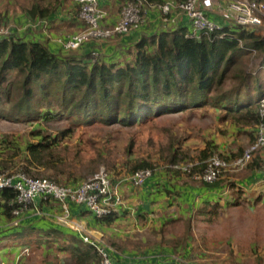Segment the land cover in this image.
<instances>
[{
  "label": "trees",
  "instance_id": "trees-1",
  "mask_svg": "<svg viewBox=\"0 0 264 264\" xmlns=\"http://www.w3.org/2000/svg\"><path fill=\"white\" fill-rule=\"evenodd\" d=\"M56 1H35L30 9L31 16H50ZM184 1L186 0H175L177 3ZM147 2L162 3L164 0ZM3 17L0 14V21L6 20L1 19ZM82 23L84 29L85 24ZM171 27L173 28L141 35L137 42L117 58H106L93 51L78 55L73 50H67L65 54L53 51L41 40L26 39L18 35L1 36L0 119L32 124L30 134L36 140L22 145L20 141L9 140L8 135H5V138L0 139V150L11 151L9 157L11 154L17 156L23 150L21 160H16L15 165L19 164L20 169L29 175L43 177L40 175L46 174L60 184L78 186L87 177L93 176L106 161L103 149L109 152L102 147L103 149L95 148L96 155L89 158L83 157L80 150L72 156L68 155L67 142L81 126H136L163 115L185 112L194 115L198 110H206L215 114L219 126L230 124L232 130L246 131L252 142L256 140L257 128L261 123L258 104L264 98V78L256 73L260 67L264 68V30L232 21L198 39L187 36L190 27L186 23ZM88 43L94 41L85 44ZM256 62L258 67H254ZM250 63H253L255 70L249 68ZM64 120L68 126L54 131L46 125L51 121ZM219 130L226 133L223 127ZM220 140L216 135L207 136L200 147L193 149V154L185 147L184 141L177 137L175 141L163 145L159 158L162 165L150 160V157H143L132 162L128 176L138 169L149 168L155 176L158 172L163 176L165 174V178L153 184L155 200L161 185L168 188L167 192H172V186L175 189L173 193L181 195L172 179L185 175L190 179L185 182H195L193 174L204 169L215 149H221ZM133 146L134 141L126 146L128 154H131ZM242 151L243 147L239 148V155ZM220 152L226 159L233 157L227 155L224 148ZM10 161H0V172L10 167ZM184 162L197 164L190 173L171 168V165ZM105 163L110 165L109 162ZM129 163L127 161V165ZM246 169L264 172L263 149L254 154ZM114 178V182L122 179L117 175ZM199 182L203 185L200 186V191L206 187L217 191L212 196L201 198L197 209L199 215L217 216L221 208L232 207L239 202V189L231 180H223L221 176L213 183ZM121 183L123 190L129 184L127 178ZM155 184H159L158 189ZM135 188L140 187L133 186ZM229 188L235 189L231 193L232 198L226 196L228 192L225 193ZM123 190L122 199L130 202V192L125 194ZM195 198L196 196L187 194L185 201L193 208ZM16 199L17 192L14 189L0 191L1 220L16 219L12 213V209L18 205ZM49 202L50 200H40L39 207L45 210ZM73 204L75 203L70 206ZM129 206L131 205L115 208L103 217L94 215L89 225L107 232L114 226L124 225L132 215L129 211L132 208ZM59 211L60 209L57 212ZM186 212L187 215H181V218L184 219L186 229L190 230L193 228L192 215H188V209H183V213ZM139 214V218L146 219L148 211L141 206ZM46 218L47 216H37L33 220H17L14 227L0 230V248L4 240L16 239L19 242L18 250L21 251L28 248L31 252L33 247L55 245L56 249L69 256V262L64 264H100L101 257L93 245L85 243L77 232L58 226L54 218V221ZM174 219H166L161 223L162 233ZM110 242L121 251L133 244L131 239L118 242L111 238ZM149 243L136 247L143 251L144 246ZM163 247H166L165 244L160 243L159 248ZM163 250L175 255L173 251L176 248ZM179 256L180 259L185 258L187 253Z\"/></svg>",
  "mask_w": 264,
  "mask_h": 264
},
{
  "label": "rangeland",
  "instance_id": "rangeland-1",
  "mask_svg": "<svg viewBox=\"0 0 264 264\" xmlns=\"http://www.w3.org/2000/svg\"><path fill=\"white\" fill-rule=\"evenodd\" d=\"M34 1L0 0V14L4 16L1 19H6L1 21L5 25L14 27L19 33V29L22 27L14 26V24L19 25L18 23H14V17H18L19 14H26L28 7H31ZM257 63L254 64V67H258ZM252 65L253 63H250L249 68L255 70ZM256 73H260L264 78V68H259ZM46 125L51 131H54L58 128L67 127L68 123L65 120L51 121L46 123ZM221 127L226 130V133H222L219 130ZM32 128L33 126L30 123L0 119V139L8 135L9 140L20 141L22 145L27 141H35L36 139L30 134ZM213 135L221 139V149L224 148L227 155L233 156L232 158H228L229 161H233L235 158L241 156L252 142L251 136L246 131L237 132L236 130H232L230 124L219 126L214 113L198 110L194 115H190L188 112L163 115L154 118L146 124L136 126H105L103 124H96L91 127L81 126L76 130L74 136L68 140L67 146L69 147L68 155L72 156L80 150L81 155L85 158L95 156V148L103 149L102 147H105L106 150H109L107 152L103 149L105 162H109L110 165L103 162L96 173L101 168H105L112 174L113 178L116 175L120 176L124 182L125 178H128L129 172H131L129 166H131L132 162H137L143 159V157H150V160L157 161L162 165L159 158L162 155V147L167 142L175 141L179 137L184 141L185 147H188L193 152L194 148L200 147L204 143L207 136L212 137ZM246 139H248L247 142ZM131 141H134V146L131 154H128L125 149ZM91 142H94L96 145H92ZM242 147V154L239 155V148ZM220 150L215 149V153H219ZM9 153L11 151L2 152L0 150V161L11 160L9 163L10 167L5 172L14 173L20 170L19 164L15 165V162L16 160H21L20 156L24 152L22 150L21 154L17 156L11 154L10 157ZM193 154L195 153L193 152ZM127 161H130L128 165ZM246 165L239 167V170L228 168L222 172L221 176L223 180H231L235 185L237 184L235 187L239 189V202L232 207L225 206L221 208L217 216L199 215L198 207L195 210V206L192 208L188 204L181 205L178 195L168 193V188L161 185V195H158L157 200L152 203H155L154 207L162 209L164 208L162 205L164 202L165 205H168L169 210L155 212L153 207L152 215L148 221H145L144 225L155 223L156 221L162 223L166 218L168 220L169 218L175 219L173 223L165 228L164 233H162V230L156 232V237L151 238L150 243L165 244L166 247L162 249L157 247L162 252L163 249L176 248V251H173V253L177 257H180V254L187 253L185 258L178 261L179 264H264V182L261 181L260 177L247 180L246 178L250 174L247 172ZM40 176L48 177L46 174ZM90 177L92 176L86 179ZM192 177L195 185L203 186L199 182L201 181L199 178L195 175ZM157 178L158 180H162V175H158ZM172 178L175 177L172 176ZM155 185L158 189L159 184ZM234 190V188L233 190L231 188L227 189L228 198H232L231 193ZM164 194L165 198L163 197ZM121 207H125L124 200ZM177 207L180 209L176 210ZM131 208L129 209L131 214L135 213V209ZM183 209H188V215H192L191 222L193 228L190 230L186 229L184 219L181 218L183 215H187V212L182 213ZM45 216H47L46 219L52 218L51 221H54L51 215L44 214L41 217L45 218ZM24 217L25 214L17 219ZM1 219L0 230L14 227L17 223L15 220L8 221ZM149 230L150 228L148 230H140V233L146 234L147 232L148 234ZM172 234L174 238L171 239L172 236L168 238V235ZM16 243V241L8 242L4 240L1 248L4 249L7 246L9 249L11 247L15 248L17 246ZM55 247V245L52 247L47 245L46 247L45 245L33 247L28 257H20V261H24L21 264H64L65 262H69L68 254ZM1 248L0 264L3 262L5 264H16L13 250L8 249L5 252ZM3 255L7 256L6 260L1 259Z\"/></svg>",
  "mask_w": 264,
  "mask_h": 264
},
{
  "label": "built area",
  "instance_id": "built-area-1",
  "mask_svg": "<svg viewBox=\"0 0 264 264\" xmlns=\"http://www.w3.org/2000/svg\"><path fill=\"white\" fill-rule=\"evenodd\" d=\"M78 4V18L84 22L85 27L79 32L72 33L60 42L66 50H77L83 44L90 41H101L116 36L128 34L134 27L144 21V15L149 5H156L161 11L163 22L176 23V17H172L173 10H179L186 14L191 28L190 37L201 38L205 33H210L221 25L209 16L217 0H186L181 3L175 0H166L162 3H149L147 0L126 1L120 11V18L113 25L104 23L105 12L100 8V0H75ZM227 2L226 13L231 19L247 27H260L264 25V1L259 0H223ZM44 21H36L28 24V27H39ZM45 25V24H44ZM18 35L14 27L5 25L0 21V37ZM94 54H98L95 53ZM261 123L257 128V138L250 143L244 153L229 161L220 153H214L206 162L201 172L195 175L205 183H213L221 177L224 170L233 168L239 170L252 160L254 154L264 150V98L258 104ZM197 164L188 162L184 164L171 165L174 169H182L191 172L192 167ZM7 171V170H6ZM153 175L149 168L138 169L132 172L127 180L130 185L143 186ZM113 181L110 172L101 168L92 177L84 180L78 186L63 185L48 177H34L20 169L17 172H0V191L2 189H14L17 192L18 205L12 209L15 221L23 214H30L31 217L51 215L58 224L76 231L85 243L93 245L101 257L100 264H116L115 248L107 242L104 235L97 236L92 233L81 221L72 216L70 204H80L97 217L110 214L113 209L120 208L123 204L121 194V182ZM40 200H54L60 204V211L49 213L39 207ZM30 250L25 248L22 255H29ZM179 257L171 255L159 259L156 262H143L140 264H178ZM5 264V263H2Z\"/></svg>",
  "mask_w": 264,
  "mask_h": 264
},
{
  "label": "crops",
  "instance_id": "crops-1",
  "mask_svg": "<svg viewBox=\"0 0 264 264\" xmlns=\"http://www.w3.org/2000/svg\"><path fill=\"white\" fill-rule=\"evenodd\" d=\"M34 1V0H33ZM37 1V0H35ZM33 2V4L35 3ZM166 1V0H164ZM126 0H100V8L105 12L104 17V23L108 26L113 25L118 19L120 18V11L122 9V6ZM32 4V5H33ZM31 5V7H32ZM227 6V2L223 0H217L210 12L208 14L216 20L220 25H225L231 23L233 20L231 19L230 15L226 13L225 9ZM31 7H28L26 14H19L18 17H14V23H18V27H22L18 34V36L26 38V39H34V40H41L46 43V45L52 49L55 52H63L67 53L68 51L63 47L62 43L60 42L61 38H65L68 35H71L72 33H76L82 30L83 23L78 18V4L75 0H57L55 3V8L53 13L48 17H32L30 14ZM176 17V23H168L166 25L161 17V11L156 5H149L147 7L146 15L144 16V21L137 27H134L128 34L122 35V36H116L111 39L107 40H101V41H94V43H88L82 46L81 48L77 50H73L72 52L78 55H83L89 52H95L98 53L106 58H117L121 55V53L126 50L128 47L132 46L135 42H137L141 35L143 34H153L157 31H160L162 29H171L176 26L178 23H186L191 28V23L187 17L186 14H183L179 10H173L172 17ZM44 21L43 25H40L39 27H28V24L34 23L36 21ZM234 22V21H233ZM21 25V26H20ZM258 28H262L264 30V25L260 26ZM16 31V29H15ZM17 35V34H16ZM261 68V67H260ZM248 139H246L247 142ZM251 142V141H250ZM250 175L247 176V180L254 179L257 177L261 178V181L264 182V172L261 170H254V171H247ZM158 175H162V178H165L163 174L158 172ZM156 174H153L143 186H140V188L133 189V186L128 184L125 186L123 190V185L121 183L122 190L125 194H128V191L130 192L129 200L130 202H127L124 200V206L127 207L128 205H131L129 207H133L135 209V213L130 215L126 220L125 225H119L114 226L112 229H110L108 232L105 230H101L98 227L90 226L89 221L93 220L94 214H90L89 210L86 209L84 206L80 204H73L71 207V213L74 218L81 221L83 224H86L88 229L92 231L93 234L100 236L104 235V238L107 240L108 243L112 245L110 242L111 238H114L115 240L124 241L126 239H131L133 241V244L126 250H119L115 248V261L116 264H140L143 262H156L159 259H163L164 257H168L173 255L171 252L166 250H158L159 245L155 243H149L144 246V250L140 251L139 248L136 246L144 245L146 242H150L151 238L156 237V232L161 230V222H155V223H147V225H144L146 223L145 221L149 220V217L152 215L153 207L155 203H152L154 201V194L155 189L153 188V183L158 181V176ZM186 179H188L185 175H182L181 178H175L173 179V183H176V190L181 193V195H178L179 197V203L180 204H188L185 201V197L187 194H192L195 198V210L196 207H198L201 203L202 197H207L208 195H214L215 190L210 188H204L200 191L202 187L197 186L194 184V182L189 181L188 183L185 182ZM193 183V184H192ZM171 191L168 193H173V187L171 186ZM264 188V185H263ZM121 190V191H122ZM200 191V192H199ZM228 191H225L227 193ZM154 193V194H153ZM159 195H161L160 191L158 192ZM200 193V194H199ZM175 194V193H173ZM196 194V195H194ZM156 195V194H155ZM227 196V195H226ZM165 198V194L163 195ZM127 202V203H125ZM49 206L44 208L49 213H55L60 209V204H58L54 200H50ZM163 207L162 209H158L154 207L155 212L157 211H167L169 210L168 205H165V203H162ZM189 205V204H188ZM141 206L144 207L148 211V215L146 219L139 218V211L141 209ZM192 207V205H191ZM180 208L177 207L176 210H179ZM88 210L89 212H87ZM88 213V214H87ZM183 213V211H182ZM30 214L26 213L25 217L22 218L24 221L33 220L35 217L29 216ZM30 217V218H28ZM21 219V220H22ZM168 219V218H166ZM170 220V218H169ZM152 221V220H151ZM131 222V223H130ZM58 226L69 229L66 226H63L61 224H57ZM149 230L148 234L140 233V230ZM71 230V229H70ZM73 231V230H72ZM76 232V231H75ZM138 232V233H137ZM151 236H150V235ZM148 235V236H147ZM172 236V237H171ZM171 237V239L174 238L173 234L168 235V238ZM6 241V240H5ZM8 241V240H7ZM12 242V240H9L8 242ZM17 243H19L16 240ZM16 243V244H17ZM169 244V243H168ZM158 247V248H157ZM12 248V249H11ZM7 248H1L3 251L7 252V250H13L14 247ZM13 250V253L15 254V261L16 264H21L24 261H20V257H28L29 255H22V251L18 250L19 248ZM162 249V248H159ZM6 255H3L1 259L6 260ZM4 263V262H3Z\"/></svg>",
  "mask_w": 264,
  "mask_h": 264
}]
</instances>
